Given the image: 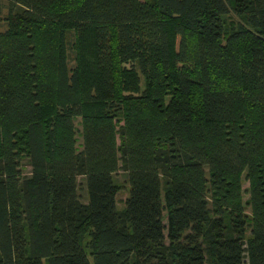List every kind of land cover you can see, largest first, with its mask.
Returning <instances> with one entry per match:
<instances>
[{"label": "trees", "instance_id": "1", "mask_svg": "<svg viewBox=\"0 0 264 264\" xmlns=\"http://www.w3.org/2000/svg\"><path fill=\"white\" fill-rule=\"evenodd\" d=\"M0 1V264H264V0Z\"/></svg>", "mask_w": 264, "mask_h": 264}, {"label": "rangeland", "instance_id": "2", "mask_svg": "<svg viewBox=\"0 0 264 264\" xmlns=\"http://www.w3.org/2000/svg\"><path fill=\"white\" fill-rule=\"evenodd\" d=\"M5 4V3H4ZM0 5H3V3L0 1ZM3 29V23L0 22V30ZM71 56V55H70ZM69 56V58H70ZM69 64L71 65L72 62L69 60ZM79 118H77L75 120V128H76V138H77V145H79V143L81 142V138H80V127H79ZM22 172L24 174H27L29 172V166L27 165V163L25 161L22 162ZM114 182L116 183V185L118 186V191L115 195V205L117 209H121L123 207V202L125 200V198L127 197L128 194V184L126 181V174L124 171L122 170H118L114 175ZM247 187V183H243V189H245ZM80 194L82 195L83 200L85 201V193L84 190L81 189L80 190ZM243 199H247V195L244 194ZM249 208L246 207L245 211L246 213H248Z\"/></svg>", "mask_w": 264, "mask_h": 264}]
</instances>
